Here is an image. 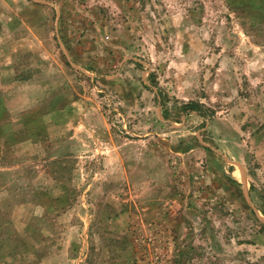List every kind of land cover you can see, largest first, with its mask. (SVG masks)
Masks as SVG:
<instances>
[{
	"label": "rangeland",
	"instance_id": "374dc122",
	"mask_svg": "<svg viewBox=\"0 0 264 264\" xmlns=\"http://www.w3.org/2000/svg\"><path fill=\"white\" fill-rule=\"evenodd\" d=\"M0 264H264V0H0Z\"/></svg>",
	"mask_w": 264,
	"mask_h": 264
}]
</instances>
